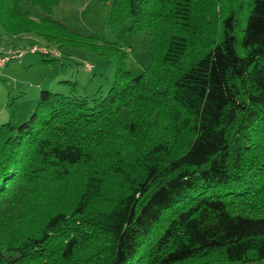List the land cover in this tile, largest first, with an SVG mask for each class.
<instances>
[{"label": "trees", "instance_id": "obj_1", "mask_svg": "<svg viewBox=\"0 0 264 264\" xmlns=\"http://www.w3.org/2000/svg\"><path fill=\"white\" fill-rule=\"evenodd\" d=\"M100 2L114 40L53 18L60 0H0V33L115 62L105 92L62 80L66 91L39 89L20 123L7 101L0 264L264 260V0ZM131 30L151 35L136 76L124 62Z\"/></svg>", "mask_w": 264, "mask_h": 264}, {"label": "rangeland", "instance_id": "obj_2", "mask_svg": "<svg viewBox=\"0 0 264 264\" xmlns=\"http://www.w3.org/2000/svg\"><path fill=\"white\" fill-rule=\"evenodd\" d=\"M59 4L60 7L55 9L54 16L60 15L67 19L62 21L70 28L82 34L93 33L107 40L115 39L104 25L109 12L107 4L101 3L100 0H62ZM23 8H28L33 15L42 14L38 7L26 2L23 3ZM150 39L151 35L147 30H131L126 35L130 49L127 51L124 62L132 76L139 74L151 60ZM3 47L15 48L17 46ZM24 47L27 46H22ZM63 51V58L54 60H49L48 56L39 52L27 53L20 59H11L0 68V124L7 119L6 103L8 100L13 99L16 103L17 120L20 123L28 118L29 112L36 103L39 89L47 88L51 78L62 73L70 77V80L76 81L78 91L88 97H91L98 88L102 92L108 89L113 79L114 60L89 49L70 45L64 46ZM44 81L47 84L39 88L38 85ZM119 119L123 123L131 120V113L127 107L120 108ZM245 264H264V260Z\"/></svg>", "mask_w": 264, "mask_h": 264}, {"label": "crops", "instance_id": "obj_3", "mask_svg": "<svg viewBox=\"0 0 264 264\" xmlns=\"http://www.w3.org/2000/svg\"><path fill=\"white\" fill-rule=\"evenodd\" d=\"M60 1H62V0H60ZM58 7H60V4H58L57 6H55L52 9L51 16L53 18H55V19H59V20L62 21L64 18H62L60 15H57L56 17L54 16V11ZM24 9L28 10L29 16L31 18L35 19V20H39L41 18V16H42V14L33 15L28 8H24ZM65 20H67V19H64V21ZM64 21H62V22H64ZM66 25H68V24H66ZM68 27H70V26L68 25ZM36 42L37 43H39V42H45V40L42 39L39 36H36L35 34H32V33H22V34H18V35H8V34L0 33V47H3V46H17V47H22V46H28V45L34 44ZM63 48H64V46L60 48L61 53H62V56L64 55ZM88 66H91V64H88ZM87 70H89V69H87ZM69 78L70 77H68L64 73H62L61 75H56L53 79L51 78L50 82L48 83L50 85H48V86L46 85V86H47V88H49L51 90L54 89V90H58V91H66L65 89H67V86L64 83H62V80H67V79L70 80ZM45 81H44V83H40L38 85L39 88L41 86H45L44 84H47V83H45Z\"/></svg>", "mask_w": 264, "mask_h": 264}, {"label": "built area", "instance_id": "obj_4", "mask_svg": "<svg viewBox=\"0 0 264 264\" xmlns=\"http://www.w3.org/2000/svg\"><path fill=\"white\" fill-rule=\"evenodd\" d=\"M39 52L49 58H62L61 50L47 43L33 44L24 48L1 47L0 48V68L4 66L11 59H20L27 53Z\"/></svg>", "mask_w": 264, "mask_h": 264}]
</instances>
